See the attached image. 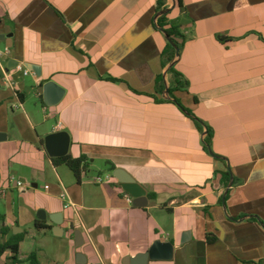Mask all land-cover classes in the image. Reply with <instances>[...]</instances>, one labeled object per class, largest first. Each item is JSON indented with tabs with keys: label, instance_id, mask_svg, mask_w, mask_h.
Instances as JSON below:
<instances>
[{
	"label": "crops",
	"instance_id": "obj_1",
	"mask_svg": "<svg viewBox=\"0 0 264 264\" xmlns=\"http://www.w3.org/2000/svg\"><path fill=\"white\" fill-rule=\"evenodd\" d=\"M162 1L158 12V0H0L12 83L0 67V215L41 264H123L164 242L172 258L148 264L264 262V0ZM170 21L185 41L168 61ZM171 68L219 158L173 103ZM50 81L64 90L56 104ZM59 132L66 155L90 161L79 181L46 149ZM118 169L145 190L142 206Z\"/></svg>",
	"mask_w": 264,
	"mask_h": 264
},
{
	"label": "trees",
	"instance_id": "obj_2",
	"mask_svg": "<svg viewBox=\"0 0 264 264\" xmlns=\"http://www.w3.org/2000/svg\"><path fill=\"white\" fill-rule=\"evenodd\" d=\"M180 3V2H179ZM163 9V1L158 0L157 2V11L160 12ZM158 25L161 28L166 27L165 16L161 15L158 18ZM166 34L171 38L172 42L176 47L181 49L184 44L185 36L180 32V29L173 21L169 22V27L165 29ZM220 40H224L222 37H219ZM167 48L172 50L171 56L168 58V61H171L175 54V48L168 43ZM173 75V81L171 82V86L169 89V93L171 95L173 103H175L179 109L193 121L196 125L197 129L201 132L205 133V137L203 138L204 148L209 152L212 145L213 132L212 128L203 124V122L194 114L191 110L185 108L181 101L174 96V92L176 91H187L188 90V81L185 77L177 72L174 68L170 69ZM111 81H118L113 78H107ZM203 126L205 127L203 131ZM213 152V151H212ZM214 157L219 158L216 154ZM55 164L65 165L67 166L74 174L75 178L79 181L80 177L83 173L88 171L90 166V161L84 155L79 158H73L70 155H65L63 157L54 158ZM112 169H115L112 166ZM224 185L227 186L230 182L231 173L230 171H226L223 173ZM149 198H153V195L150 194ZM36 228H39L38 224H36ZM25 234H13L12 230L6 226L5 217L0 215V264H41L38 259L37 251H33L27 255L22 253L21 244L24 241ZM245 264H264V262L258 263H245Z\"/></svg>",
	"mask_w": 264,
	"mask_h": 264
},
{
	"label": "water",
	"instance_id": "obj_3",
	"mask_svg": "<svg viewBox=\"0 0 264 264\" xmlns=\"http://www.w3.org/2000/svg\"><path fill=\"white\" fill-rule=\"evenodd\" d=\"M168 11V10H166ZM164 34L168 42L175 48L176 56H179L180 49L174 45L171 38ZM64 90L56 85L54 82H47L43 86V97L48 104L58 103L62 96ZM69 148V136L64 132H59L48 136L46 139V149L54 157H63L67 154ZM209 154L213 155L210 150ZM228 169L231 173L229 164H227ZM114 176L120 182L124 192L128 193L133 198V204L142 206V200L145 197V190L137 184L134 179L129 176L125 171L118 169L114 172ZM233 184V179L230 180L229 186ZM61 215L57 214L51 217V220L55 224L61 223ZM173 255V245L169 242L158 243L157 245L151 247L149 251L145 254H140L136 258H126L123 260V264H148L149 260H168L171 259Z\"/></svg>",
	"mask_w": 264,
	"mask_h": 264
},
{
	"label": "built area",
	"instance_id": "obj_4",
	"mask_svg": "<svg viewBox=\"0 0 264 264\" xmlns=\"http://www.w3.org/2000/svg\"><path fill=\"white\" fill-rule=\"evenodd\" d=\"M11 55V49L9 47H4V48H1L0 49V62H5L7 60V58H9V56ZM1 67V71H2V81H3V84H6V85H11V79H10V70L7 69L4 65V63H2L0 65ZM15 70L19 71V72H22L24 75H27L28 74V71L26 69L23 68L22 65L20 64H17L15 67H14ZM110 177H108L109 179ZM96 182L97 183H100L102 182V178L98 177L96 179ZM18 185L19 186H22L23 184L21 182H18ZM61 198L62 199H66L67 198V194L65 192H63L61 194ZM125 199L127 202L129 203H133V198L131 195H129L128 193L125 192ZM68 205H71V203H67L66 206Z\"/></svg>",
	"mask_w": 264,
	"mask_h": 264
},
{
	"label": "rangeland",
	"instance_id": "obj_5",
	"mask_svg": "<svg viewBox=\"0 0 264 264\" xmlns=\"http://www.w3.org/2000/svg\"><path fill=\"white\" fill-rule=\"evenodd\" d=\"M106 173H107V170L103 169L101 166H99L98 168H95L94 171L92 172L93 175H97V174L101 175L102 179H105ZM28 251H29L28 246L25 245L23 248V254L28 253ZM34 251H36V250H34Z\"/></svg>",
	"mask_w": 264,
	"mask_h": 264
}]
</instances>
